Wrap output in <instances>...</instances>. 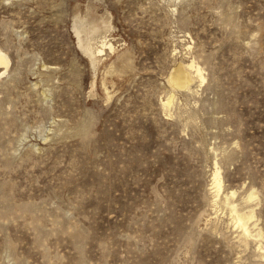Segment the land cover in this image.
<instances>
[{
    "label": "rangeland",
    "instance_id": "1",
    "mask_svg": "<svg viewBox=\"0 0 264 264\" xmlns=\"http://www.w3.org/2000/svg\"><path fill=\"white\" fill-rule=\"evenodd\" d=\"M0 46V264H264L210 184L264 230V0H0Z\"/></svg>",
    "mask_w": 264,
    "mask_h": 264
},
{
    "label": "bare ground",
    "instance_id": "2",
    "mask_svg": "<svg viewBox=\"0 0 264 264\" xmlns=\"http://www.w3.org/2000/svg\"><path fill=\"white\" fill-rule=\"evenodd\" d=\"M104 46H106V48H109L110 50H114L113 43H109L108 45L104 43ZM99 52H103V51L99 50ZM10 62L11 59L8 53L4 51L0 46V65L4 66V69L1 73L7 72V70L9 69ZM204 80H205L204 67L194 58L189 62H184L183 60L177 62L175 67H173V70L169 76V81L171 82L174 88H181V89L185 88L188 90L192 89L193 82L195 81L203 82ZM174 100H175V93L173 92L167 96L166 100H163L162 102L163 107L165 109L169 108L173 104ZM215 164L216 167L213 171L212 183H210L212 184L211 188L213 189L212 191V193H214L213 196L216 197L214 200L215 205L212 202L213 206H216V204L220 203V205L223 204V206H226L229 209L231 219L233 221L232 224L235 225L237 230L238 229L240 230V238L242 239V241H245L246 243L249 244L251 239L252 241L254 239L256 240V243L257 242L260 243L259 245L260 247H263L264 230L262 226L259 225L260 223L258 224L257 221L258 216L256 210L257 208L255 209L254 207L255 206L254 201L255 200L257 201V199L259 198V193L254 188L250 190L245 196L243 195L244 196L243 198L240 197L241 201L237 202V199L235 197L238 194V192L236 191V189L225 190L221 167L218 165V162H216ZM258 201H257V206H258ZM242 204H245V206H243Z\"/></svg>",
    "mask_w": 264,
    "mask_h": 264
}]
</instances>
